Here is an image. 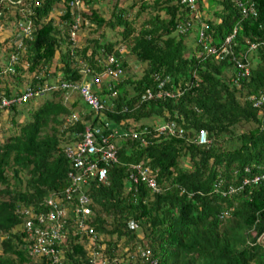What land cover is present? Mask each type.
Listing matches in <instances>:
<instances>
[{
  "label": "trees",
  "instance_id": "obj_1",
  "mask_svg": "<svg viewBox=\"0 0 264 264\" xmlns=\"http://www.w3.org/2000/svg\"><path fill=\"white\" fill-rule=\"evenodd\" d=\"M16 1L0 0V25L18 27L1 45L7 63L0 64V98L32 94L0 109L14 128L5 129L0 141V264L48 261L26 247L53 245L47 237L37 242L35 230L45 226L39 213L49 210L44 199L50 193L69 184L64 148L85 125L139 138L112 139L117 163H102L103 183L82 187L88 218L73 211V200L60 203L67 238L53 264H264V103L253 106L264 90V0H195L196 17L180 0H132L128 8L137 10L130 18L129 9L113 0L108 19L93 7L103 0H79L77 6L70 0ZM247 8L252 14L242 12ZM57 9L62 12L51 14ZM75 15L81 45L69 39ZM26 26L29 33H21ZM104 27L111 38L101 30L91 35ZM192 27L195 50L186 55L183 42ZM228 35V53L214 59L204 46L218 50ZM130 54L136 65L148 63L137 80L126 73ZM232 58L248 63L247 77L236 76ZM165 76L163 88L173 97L139 100L154 77ZM67 82H88L100 108L61 85ZM23 108L29 117L20 123ZM170 124L183 135L168 133ZM158 126L165 128L157 132ZM200 129L206 145L195 142ZM131 163L150 172L133 182L126 178ZM25 219L29 236L15 230ZM71 221L88 224L93 239L77 233Z\"/></svg>",
  "mask_w": 264,
  "mask_h": 264
},
{
  "label": "built area",
  "instance_id": "obj_2",
  "mask_svg": "<svg viewBox=\"0 0 264 264\" xmlns=\"http://www.w3.org/2000/svg\"><path fill=\"white\" fill-rule=\"evenodd\" d=\"M182 3H186L188 9L190 10V13H192L193 17H196V8H195V0H180ZM70 5H76L77 0H70ZM243 13L248 12L252 14V9L247 8L242 10ZM75 23L72 25V31L69 32V39L71 41H75V33L73 29H77L78 15L75 16ZM23 32L28 33L29 26L24 27ZM231 36L228 35L225 37L224 42L220 49H215L213 47H208L207 45L204 46L205 49H207L208 54L215 55L214 59L220 58L221 53H228V47L225 46L229 44ZM199 42L202 45H205V36L203 37L202 33L199 34ZM233 62V66L235 67V73L237 77H247L249 74V67L248 63L245 61H240L236 59H231ZM109 61H112L111 58H109ZM64 87L68 88H74L78 91L80 96L82 97L83 101H85L88 105L92 106L95 109L100 108V104L97 102V98L94 94L90 92L89 84L85 82H81L78 85L72 84V83H62L61 84ZM48 90V87H47ZM31 91L27 90L23 94H21L18 97H1L0 98V109L4 106H8L12 103H22L26 101V99L31 95ZM37 94H42V92H38ZM159 93L158 95H160ZM165 95L167 92L164 93ZM147 96L149 97L150 94L147 93ZM66 98V97H65ZM264 103V90L258 94V96L253 100V106H260ZM163 126H160L157 128L158 131L163 130ZM166 130L168 133L172 134L175 132V127L173 124H170L169 126H166ZM181 131L180 129L178 130ZM205 132L204 130H199L198 135L204 136ZM119 137L121 135L130 136L132 139L139 138L134 132H118ZM116 132L109 131V132H102L100 128L95 127L93 129L89 127H85L84 131L82 133L81 140L76 141L72 146H66L64 148L65 155L69 158L70 167L68 169L67 176L69 178L68 185L65 188L66 191V197L67 199L70 198L71 194H74L77 202L79 204L78 207H76V211L81 210L83 212H87V208L84 207V204L88 201L87 199V193L82 189V187H85L87 183H90L91 181L96 180V182H103L106 177V168L102 163L107 164V162H115L116 161V149L112 142V139H114L115 136H118ZM144 140L142 139L141 142ZM134 172L129 171L128 177L133 181L136 182L138 177L144 178L148 174L147 169H141L139 166H133ZM150 185H153V181L149 182ZM70 194V196H69ZM48 203H51L48 201ZM53 207V212H49L46 215L47 221L52 222L48 225V228L45 230H38V234H49L51 236H58V221H59V215L60 211L57 208V205L53 202L51 203ZM42 221V219H40ZM264 235V234H263ZM262 235V236H263ZM108 264V263H107Z\"/></svg>",
  "mask_w": 264,
  "mask_h": 264
},
{
  "label": "clouds",
  "instance_id": "obj_3",
  "mask_svg": "<svg viewBox=\"0 0 264 264\" xmlns=\"http://www.w3.org/2000/svg\"><path fill=\"white\" fill-rule=\"evenodd\" d=\"M19 2V0H17L16 1V4ZM80 3V1L79 0H77V4L75 5V6H77L78 4ZM10 9L11 8H9V9H7L6 11H10ZM13 9V11H12V13L14 12V8H12ZM55 12H56V14H60L61 12H62V10L61 9H57V10H53V12L51 13V14H55ZM76 16V15H75ZM75 16H74V18H75ZM14 30L15 31H18V27H15L14 26ZM29 31H30V29H29ZM29 31H28V33H29ZM21 33H23V34H28V33H25V32H23V30H21ZM80 36V37H79ZM78 36V38H75V40L76 39H78V40H76V42L78 43L82 38H84V37H81V35H79ZM18 41V40H17ZM112 56H109L108 57V61H109V58H111ZM112 59V58H111ZM113 60L114 59H112V61H110V62H113ZM126 64H127V68H129V63H128V61H126ZM234 65V64H233ZM234 67V66H233ZM110 71V70H109ZM111 72H115L114 70H112ZM116 72H118V70L116 71ZM127 73V72H126ZM125 73H123V75H124ZM105 75H107V74H104V75H102V77H100V79L101 80H103V79H105V78H107V77H105ZM139 77H134L133 79H138ZM240 78V77H239ZM167 80H168V77L167 76H165V77H163V78H161V79H159V78H157V77H154V86H153V88H149V87H145L143 90H142V92H140V95H139V100H141V101H143V100H151V99H154V98H169V97H173L174 96V94L175 93H172V92H170V91H168V90H165L164 88H163V84H165L166 82H167ZM69 83V82H68ZM81 82H77V83H72V84H75V85H78V84H80ZM85 83H87V84H89L88 82H85ZM97 85L98 86H101L102 84H100V83H97ZM89 88H90V84H89ZM90 92L92 93V90H91V88H90ZM165 92H167V94H169V95H165L164 93ZM147 93H149L150 94V96L148 97L147 96ZM159 93H161L160 95H158ZM93 94V93H92ZM95 95V94H94ZM96 96V95H95ZM66 98H67V96H65ZM8 98V97H7ZM65 98V99H66ZM97 98V97H96ZM69 119H73V116L72 115H70V117H69ZM74 120V119H73ZM85 127H89V128H91V129H93V128H95V127H98V128H100L101 129V131L102 132H106V128L104 129V126H99V125H91V126H89V125H85L82 129H81V131L80 132H78L77 133V135H76V139L72 142V143H70V144H66V146H72L76 141H79V140H81V137H82V133H83V131H84V128ZM147 127H148V123L146 122V127H144V131L146 132V130H147ZM158 127H160V126H158ZM157 127V128H158ZM155 129V131H157V132H162V131H158L156 128H154ZM200 130H203V129H200ZM144 132V133H145ZM198 132H199V130H198ZM204 132H205V130H204ZM171 135H174V136H176V137H181L182 135H183V130H181L180 132L177 130L175 133H172ZM132 139V138H131ZM195 142H196V144H198V145H206L207 143H208V139H207V137H206V132H205V134H204V136H199L198 135V133L197 134H195ZM144 140V139H143ZM65 146V147H66ZM116 149V148H115ZM117 151V150H116ZM117 161H118V156H117V153H116V161L115 162H111V163H117ZM110 163V162H109ZM133 166H139L141 169H147L148 170V172H150V170L147 168V167H145V166H143L142 164H139V163H131V164H129L128 165V168H129V171H132V172H134V169H133ZM106 168V167H105ZM68 171V170H67ZM129 173V172H128ZM128 173H127V176H126V178L128 177ZM106 174H107V170H106ZM106 178V177H105ZM105 181V180H104ZM103 181V182H104ZM92 183L93 182H96L95 181V179H94V181H91ZM90 182V183H91ZM103 182H100V183H103ZM89 183V184H90ZM66 184H64V186L62 187V190L61 191H59V192H52V193H50V195H49V197H46L45 199H44V204L46 205V206H50V208H49V210H47V212L45 213V215H43L42 217H41V214L42 213H39V217H38V220H40V219H42V221L44 220V222H45V226L41 229V230H45V229H47L48 228V225L52 222V220L51 221H47V219H46V215L49 213V212H53V207H52V205H51V203L53 202L54 204H56L57 205V208L59 209V210H61L60 212V215L58 216L59 218H63L62 220H60L59 219V221H58V224H59V229H58V236H56V237H54V236H51V235H49V234H43V235H40V234H38V230H40V229H38V230H35V233L38 235V238H37V242H39L40 244L42 243V241H43V239H41L40 237H47V238H45L48 242H51V243H53V245H51V246H48V247H46V248H43V250H42V248H40V245H38V247H39V249H37L36 250V243L34 244V246L30 249V247L29 246H27L26 247V250H27V253L29 254V255H31V256H34V257H38V255H40V254H42L43 256H45L47 259H48V261L45 263V264H53V263H56L57 262V260H59L60 258H62V249H63V246L65 245V240H66V238H67V235H66V233H65V230L63 231L62 230V226H63V223H64V218H65V213H64V210H63V208H62V206H60V203L63 201V200H73L74 201V203L76 204V206H75V208L73 209V211L75 212V213H80V214H82V215H85L87 218H88V216H90L91 214V211H90V207H89V203H90V201H89V196H88V194H87V199H88V201L84 204V207H86L87 208V212H83V211H81V210H78V211H76L75 209H76V207H78L79 206V204H78V202H77V199H76V197H75V195L74 194H71V196H70V194H69V196H70V198H68L67 199V197H66V191H65V188H66ZM48 201H50L51 203H48ZM24 212H26V209L24 210ZM90 214V215H89ZM72 222V226H74L75 225V227L77 228L76 230L78 231L77 233H84V234H86V236H87V238L89 239V241H91L92 239H93V237H94V233H93V230L91 229V227L87 224H85V223H82L81 224V222H75V221H71ZM30 221L29 220H27V219H25L24 221H22V222H20L19 223V225H16V227H15V230H19V231H22V232H24V233H27L26 232V230H28V228L30 227ZM131 223V222H130ZM131 226H134V225H131ZM25 230V231H24ZM23 233V234H24ZM72 234H74L75 233V231H73V232H71ZM27 235L29 236V233H27ZM1 238V237H0ZM62 247V248H61ZM45 260H43V262H44ZM50 261V262H49ZM108 262H97L96 260H95V264H107ZM108 264H120V263H115V262H113V263H108Z\"/></svg>",
  "mask_w": 264,
  "mask_h": 264
},
{
  "label": "rangeland",
  "instance_id": "obj_4",
  "mask_svg": "<svg viewBox=\"0 0 264 264\" xmlns=\"http://www.w3.org/2000/svg\"><path fill=\"white\" fill-rule=\"evenodd\" d=\"M132 2V0H117V2L115 3L116 4V7H123V8H126V9H129L128 6L129 4ZM114 3L113 0H103L101 2H98V3H94L93 4V7H97V12L100 13V15L104 18V19H108L111 15V12L114 11V9L112 8V4ZM137 5H135L133 8L129 9V12H128V18H130L133 13H135V11L137 10ZM62 9V7H61ZM12 11L13 9L11 8L10 11H7V13L9 14H12ZM5 14H6V11H5ZM56 14V12H55ZM142 13H140L141 15ZM57 15V14H56ZM143 17V16H142ZM5 19V18H4ZM1 24V23H0ZM138 26V23L136 22L135 23V27ZM10 25H8L7 27L6 26H3V25H0V64H5L7 63V59L3 56L2 54V42H3V39L5 36H7L10 32H13L15 31L14 28H9ZM100 30L103 32L104 34V37L106 38H111L113 36V33L108 30L106 27H104L103 29L101 28H98L96 29L95 31H92L91 35L94 36V37H97L100 33ZM116 30V29H114ZM120 30V29H118ZM79 36V35H77ZM80 37V36H79ZM76 38V36H75ZM83 38L78 42L79 45H81L83 43ZM183 47H184V51H185V54L188 55L190 54L191 52H193V48H194V45H195V39H194V30H193V27L192 29L188 32V34L186 35V37L184 38V42H183ZM118 48L122 49L120 45L117 46ZM126 61H128L129 63V68H128V74L129 75H132L133 77H139L140 76V68L141 67H145L148 63H144L143 64H140V65H136L135 62H134V59H133V56L130 54V55H127L126 56ZM2 79H5L6 82H10L11 81V78L10 77H7V76H4V77H1ZM8 79V81H7ZM22 83V82H21ZM3 84V83H2ZM67 97H69L67 95ZM26 111V108H23L19 114V117H18V122L22 123L24 121L27 120V118L29 117V115L25 112ZM72 114H74L72 112ZM9 126H12L11 123L9 122L8 120V116L6 117V113L5 112H1L0 113V141L3 140L4 138V134H3V131H5V129H9L8 132H12L14 130V128L12 127H9ZM2 129V130H1ZM118 139H115L114 140V143L117 142ZM1 143V142H0ZM184 161V163H187V158H183L182 159ZM137 236L138 237H141L142 236V233L141 232H137ZM125 249V248H124ZM122 249H120L121 251Z\"/></svg>",
  "mask_w": 264,
  "mask_h": 264
},
{
  "label": "crops",
  "instance_id": "obj_5",
  "mask_svg": "<svg viewBox=\"0 0 264 264\" xmlns=\"http://www.w3.org/2000/svg\"><path fill=\"white\" fill-rule=\"evenodd\" d=\"M100 87V86H99Z\"/></svg>",
  "mask_w": 264,
  "mask_h": 264
}]
</instances>
